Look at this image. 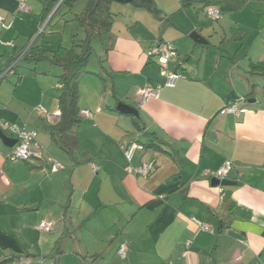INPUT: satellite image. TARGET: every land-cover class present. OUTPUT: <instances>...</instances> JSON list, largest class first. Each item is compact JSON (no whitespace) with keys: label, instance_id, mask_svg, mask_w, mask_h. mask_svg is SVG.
Returning <instances> with one entry per match:
<instances>
[{"label":"crops","instance_id":"0c3cea01","mask_svg":"<svg viewBox=\"0 0 264 264\" xmlns=\"http://www.w3.org/2000/svg\"><path fill=\"white\" fill-rule=\"evenodd\" d=\"M20 1L0 0L13 21L0 28V122L37 131L44 152L15 162L0 139V264H264V73L251 71L264 61V0H152L158 17L114 3L112 25L96 33L106 56L82 73L79 122L65 134L56 128L64 69L30 57L70 49L72 16L45 17L51 0H26L30 11L20 12ZM210 5L219 21L207 18ZM159 42L176 49L169 68L185 78L141 106L140 88L166 82L148 54ZM121 103L138 116L119 112ZM233 103L243 111L220 114ZM38 106L60 115L43 118ZM132 143L144 149L129 161ZM151 161L147 177L126 171ZM226 161L235 185L215 186L208 174Z\"/></svg>","mask_w":264,"mask_h":264},{"label":"built area","instance_id":"2783aa9c","mask_svg":"<svg viewBox=\"0 0 264 264\" xmlns=\"http://www.w3.org/2000/svg\"><path fill=\"white\" fill-rule=\"evenodd\" d=\"M63 0L60 1V3ZM18 10L20 12H29L30 8L28 7L26 0H21L18 5ZM206 16L207 18L212 21L216 22L222 18V13L216 6H208L206 8ZM13 27V21L8 20L5 16L0 14V28L4 30H10ZM1 44H6L2 40H0ZM149 57L155 58L161 67V75L166 78V82L162 86H151L147 85L142 87L138 90L137 95L139 98L140 105H144L145 103L149 102L153 99H158L160 97V92L162 88L168 87L173 88L179 80L185 78V75L179 71H172L169 68V64L174 61L178 57V53L176 49H174L168 43L159 42L155 47H153L149 51ZM61 88V85H58ZM37 113L48 120L53 119L55 116L60 115L58 114H51L49 113L44 107L38 106L36 108ZM238 107L237 103H233L227 106H224L220 110L221 115H237L242 112ZM82 115L86 117H91L92 113L88 110L82 111ZM0 129L3 132H9L13 136H15L17 143L13 147V152L11 155L12 161H21V162H30L32 160L42 159L43 158V146L38 141V133L35 130L30 129L25 123L18 124V123H11V122H0ZM144 146L140 144L132 143L126 149V155L129 161L133 156L135 150H143ZM47 160L52 164L54 170L63 169L64 166L59 163L58 161L54 160L51 157H48ZM155 166L153 161L146 162L140 167H133L131 165L127 166L126 171L130 174H134L137 176H144L147 177L151 174ZM233 170V163L231 161H226L220 168L215 171L210 172L209 178L216 179L220 182L226 180L231 171ZM199 227L206 231V232H213V228L209 224L202 223L195 219L194 217L191 218ZM40 229L46 233H49L53 230V225L48 222H42L40 224ZM190 245L189 243L187 244ZM130 247L127 242H122L118 249V255L122 261H126L129 257Z\"/></svg>","mask_w":264,"mask_h":264},{"label":"trees","instance_id":"16d2710c","mask_svg":"<svg viewBox=\"0 0 264 264\" xmlns=\"http://www.w3.org/2000/svg\"><path fill=\"white\" fill-rule=\"evenodd\" d=\"M60 0H51L45 8V17L53 11ZM80 1L85 3L83 10L79 13L74 11L76 4ZM127 3L126 0H63L53 14V18L60 16L67 19V23H72L75 26V31L71 36L72 47L64 49L59 47L58 50L52 51V57L43 56L37 59V55L31 56V59L40 61L47 59L52 64L58 65L64 69L62 75L59 76L62 91L59 95V103L61 107V120L56 128L59 133L65 134L70 131L79 122V80L84 72L83 68L89 64L90 58L94 52L92 47V39L97 32L101 30L108 31L113 23L114 14L111 7L114 3ZM138 8L146 9L157 17L159 13L152 7V0H134L131 2ZM208 7V6H207ZM80 35H83L80 39ZM43 37L41 33L37 41ZM36 41V42H37ZM60 50H63L65 55L61 56ZM29 53H26V57ZM16 58H12L7 67H11ZM102 59L100 62L102 63ZM72 68H76L73 72ZM253 73H264V61L252 65Z\"/></svg>","mask_w":264,"mask_h":264},{"label":"water","instance_id":"95a60500","mask_svg":"<svg viewBox=\"0 0 264 264\" xmlns=\"http://www.w3.org/2000/svg\"><path fill=\"white\" fill-rule=\"evenodd\" d=\"M126 1L132 2L134 0H126ZM59 5H60V2L56 5V7L52 11L50 17L54 14L55 10L58 8ZM191 38L198 43H201V44L206 43L204 40L201 39L199 34H197L196 32H193L191 34ZM117 110L121 113L134 114V115L138 116V112L135 109H133L132 107H130L126 104H123V103L118 105ZM0 139L4 142L5 145H7L9 147H14L17 143L16 139L8 137L1 129H0ZM212 184L215 186H220V185L221 186H232V185H235V183L231 182L230 180H223L220 182L219 180H216V179L212 180ZM229 235L234 237V238H240L241 239V236L238 235L237 233H235L234 231H230Z\"/></svg>","mask_w":264,"mask_h":264},{"label":"rangeland","instance_id":"374dc122","mask_svg":"<svg viewBox=\"0 0 264 264\" xmlns=\"http://www.w3.org/2000/svg\"><path fill=\"white\" fill-rule=\"evenodd\" d=\"M61 1V0H60ZM59 1V2H60ZM84 7V4L78 3L76 4L74 11L76 13H79L80 11H82ZM81 37H83V35H80V39H82ZM105 41L103 39H100V37L98 35H94L93 39H92V47L94 48V52L90 58L89 64L83 68L84 71H88L91 70L92 67H94V63L96 62H100L101 59H104L106 56V52H105V46H104ZM105 45L107 46V44L105 43ZM48 66V65H45Z\"/></svg>","mask_w":264,"mask_h":264}]
</instances>
